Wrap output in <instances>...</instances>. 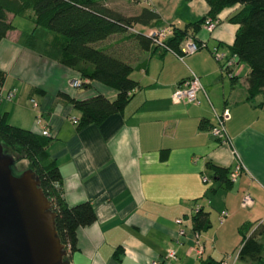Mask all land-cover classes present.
I'll return each mask as SVG.
<instances>
[{
  "label": "crops",
  "instance_id": "crops-1",
  "mask_svg": "<svg viewBox=\"0 0 264 264\" xmlns=\"http://www.w3.org/2000/svg\"><path fill=\"white\" fill-rule=\"evenodd\" d=\"M195 1L200 4H184L179 17L155 5L137 4L134 12L142 7L153 8L161 16L159 26L183 27L210 9L205 0ZM117 5L130 8V4ZM119 9L128 14L124 8ZM236 9L222 10L212 31L198 28L195 38L204 41L206 47L182 57L155 47L142 52L135 44L123 41L125 53H121L129 54L136 68L131 77L139 87L121 112L81 127L72 122V118L79 119L80 113L59 93L77 99L102 93L114 100L116 91L96 81L82 89L70 87L78 73L57 61L55 49L50 54L62 39L25 17L8 14L15 28L0 41V70L5 72L1 93L14 89L15 96L0 100V115L6 113L8 121L16 111L26 117L31 112L28 123L17 126L38 132L35 117L42 116L51 136L47 151L61 171L67 204L88 201L96 213L94 223L78 229L77 247L69 253V264H199L240 249L243 242L239 229L244 224H250L246 236L256 227H263L264 98L258 95L247 100L246 64L239 63L233 71L237 80L233 83L211 52L218 48L230 53L238 25L228 18ZM24 34L46 42V48L40 53L23 45L20 40ZM120 37L114 35L105 44ZM130 49L132 53L127 52ZM142 61L146 65L138 69ZM191 73L202 85L198 103L174 101L177 84ZM25 97L37 106L31 103L29 109L23 104ZM224 109L229 114L224 124L229 142L219 141L210 132L215 112ZM237 157L245 169L227 187L209 164L231 170ZM203 176L209 181L203 182ZM246 191L253 203L244 208L241 200ZM197 207L208 212L211 220V228L202 234V260L193 250L191 217ZM223 210L227 217L219 223ZM178 218L183 219L181 226L175 223ZM219 239L232 248L220 253ZM168 249L176 251L175 260H166ZM238 259L233 264L243 261Z\"/></svg>",
  "mask_w": 264,
  "mask_h": 264
},
{
  "label": "trees",
  "instance_id": "trees-1",
  "mask_svg": "<svg viewBox=\"0 0 264 264\" xmlns=\"http://www.w3.org/2000/svg\"><path fill=\"white\" fill-rule=\"evenodd\" d=\"M125 1L140 4V0ZM205 1L210 9L196 22L183 27H161V16L153 8L142 7L138 12L123 14L116 5L109 4L111 0H0V41L15 28L8 14L25 17L62 39V44L50 51L51 54L56 50L57 55L54 56L60 64L76 71L86 84L96 81L116 91L114 100H109L102 93L82 99L59 93V97L80 113L76 125L81 127L100 123L121 112L139 87L138 82L131 77L136 68L129 54L124 56L121 53L122 50L124 52V44L121 46L123 41L135 44L142 52L155 47L179 56L180 44L185 39L191 38L197 44H202L199 49L206 47V43L198 41L194 35L198 28L204 27L206 19H218L216 17L222 10L237 7L228 18L229 22L238 25L230 45V55L235 57L236 62L244 63L249 68L245 77L247 100L258 95L264 98V0ZM164 27H168L171 32L159 44L155 37L149 35V31ZM114 35H120L121 39L105 44ZM20 42L37 52L47 45L46 42H38L31 34H24ZM127 52L132 53L133 49ZM145 65L146 61H142L136 67L139 69ZM235 65L227 67L221 63L222 70L231 77L233 83L237 82L233 73ZM4 81L5 72L0 70V90ZM50 141L51 136L43 135L41 130L38 132L12 125L7 121L6 113L0 115V143L18 159H26L28 168L38 176L40 187L56 213V229L67 251L64 260L68 261L69 253L77 247L78 229L94 223L96 213L88 201L72 206L67 204L61 171L55 158L47 151ZM209 167L214 169L215 176L227 187L232 185L230 169L213 164H209ZM191 221L194 234L202 235L211 228L209 213L203 209L194 210ZM260 224L264 228V219ZM249 226L246 223L239 229L243 243L238 258L252 256L262 248V244L253 239V234L246 236ZM258 261L264 263V257L259 256ZM199 264H221V259L209 257Z\"/></svg>",
  "mask_w": 264,
  "mask_h": 264
},
{
  "label": "water",
  "instance_id": "water-1",
  "mask_svg": "<svg viewBox=\"0 0 264 264\" xmlns=\"http://www.w3.org/2000/svg\"><path fill=\"white\" fill-rule=\"evenodd\" d=\"M5 152L0 143V264H69L38 176Z\"/></svg>",
  "mask_w": 264,
  "mask_h": 264
},
{
  "label": "built area",
  "instance_id": "built-area-1",
  "mask_svg": "<svg viewBox=\"0 0 264 264\" xmlns=\"http://www.w3.org/2000/svg\"><path fill=\"white\" fill-rule=\"evenodd\" d=\"M219 23L218 19H211L208 18L204 22V28H206L208 31H212L214 27ZM170 29L168 27L159 28L155 30H150L149 35L156 38L157 43L161 44L162 40L165 39L170 34ZM202 47V44H197L194 40L191 38L183 40V42L180 44V50L181 54L179 56H183L186 54H192L199 50V48ZM213 55L215 58L220 61L221 63H224L225 66H233L235 65L236 59L232 55H226L223 52H220L218 48H213ZM86 84V81H83L81 78H75L70 81V87L72 88H80L84 87ZM202 89V85L200 82L199 77L191 73L190 77L183 82L177 84L175 90L172 94V99L174 101H183V102H190V103H198V92ZM15 95V90H9L5 95H2L0 90V100L2 98H6L8 100H11V98ZM34 103V106H36V103L34 100H32ZM229 114L228 110L224 109L222 113H216L215 112V120L214 123L211 126L210 132L211 134L216 137L221 142H229V138L227 136V133L225 131V121L228 119ZM42 117L38 114L35 117V123L39 126L41 133L43 135H50L49 130L45 125L42 123ZM72 122L76 124V119L72 118ZM245 169L244 164L242 161L237 157V163L234 166L233 169H231L229 173V177L232 182H235L241 171ZM209 179L206 176H203V182H208ZM253 203V199L249 192H244L241 200V205L244 208H247L251 206ZM199 207L195 208V210H198ZM227 217V212L225 210L220 212L219 215V223H222L225 218ZM176 224L178 226H181L183 223L182 218H178L175 220ZM183 230H179V234H182ZM195 243H194V253L197 259H202L204 254V243L202 240V235L195 233ZM232 257L231 255H228L227 257H224L221 261V264H229V259ZM238 255L236 254L235 258H237ZM166 260H175L176 259V251L174 249H168L165 253Z\"/></svg>",
  "mask_w": 264,
  "mask_h": 264
},
{
  "label": "rangeland",
  "instance_id": "rangeland-1",
  "mask_svg": "<svg viewBox=\"0 0 264 264\" xmlns=\"http://www.w3.org/2000/svg\"><path fill=\"white\" fill-rule=\"evenodd\" d=\"M201 2L203 3L204 1H201ZM109 4H113V5L130 4L129 5L130 8H128V6L123 7V6L117 5V6H119V8H121V7L124 8V11L125 10L127 11L126 13H133L134 10L137 8L136 7L137 5H135L136 3L132 2V1L111 0V2H109ZM184 4H200V3H198L195 0H193L192 2H191V0H141L139 5H141V6H146V5H153L154 6L155 5V6L159 7V9L166 11L168 14L174 13V15L176 17H179L182 14V12L185 10ZM204 4H206V3H204ZM173 8L175 10H173ZM163 26H161V27H163ZM219 51L220 52H226L227 55H230V53H228L226 49H224V51L219 49ZM238 65H239V63L233 67L234 72L236 71V68L238 69V67H239ZM240 70H238V72ZM238 86H240V85H238ZM82 88H84V87H80L79 89H82ZM31 103L33 104L34 108L37 106V104H36V106H34V103L31 101L30 102L26 101V97L24 98L23 104L26 105L29 109H31V105H32ZM31 114L32 113L30 112L29 114H27V116H29L31 118ZM25 117H26V115L24 113H21L20 111H16L15 114L13 113V115L11 116V119L8 120V122L14 123L13 125H15V126L20 125L21 123H24L23 125H25L26 123H28V118H29V117H26V118ZM3 149L6 151L5 152L6 154H9L13 157L14 164H15L14 166H15V170L17 173H21L22 171H24L25 169L28 168V161L26 159H18L17 156H15L13 153L6 150L4 147H3ZM213 228H214V226L212 227V230L210 231V233L213 231ZM250 233L254 235L253 239L256 240V242L258 244H262V248L260 249L259 252H256V254H254L252 256L240 257L238 259V261L239 260H243V261H239L240 262L239 264H264L262 261L261 262L258 261L259 256L264 257V228L263 227H256ZM250 235H248V236H250ZM216 242H217V249H218V251H220V253H222V251H224V249L232 248L231 246H228V242L224 243L220 239L217 240ZM240 248H242V247L240 246ZM238 250H241V249H238ZM238 250H236V251L230 250V252L223 253L221 255V257L218 256L217 260L221 259V261H222L224 257L231 255L232 257H230V259H229V264H233V262L236 261L234 259H236L235 256H236L237 252H239ZM199 260H202V259H199Z\"/></svg>",
  "mask_w": 264,
  "mask_h": 264
}]
</instances>
